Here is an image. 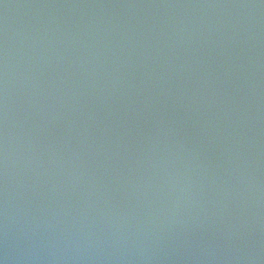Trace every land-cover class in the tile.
<instances>
[{
  "label": "water",
  "instance_id": "obj_1",
  "mask_svg": "<svg viewBox=\"0 0 264 264\" xmlns=\"http://www.w3.org/2000/svg\"><path fill=\"white\" fill-rule=\"evenodd\" d=\"M0 264H264V0H0Z\"/></svg>",
  "mask_w": 264,
  "mask_h": 264
}]
</instances>
